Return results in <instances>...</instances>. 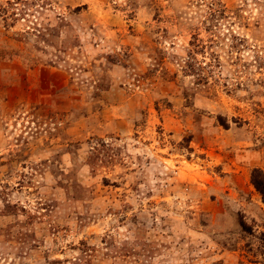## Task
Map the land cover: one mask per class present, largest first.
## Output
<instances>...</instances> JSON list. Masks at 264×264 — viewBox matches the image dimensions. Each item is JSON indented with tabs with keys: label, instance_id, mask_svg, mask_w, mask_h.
<instances>
[{
	"label": "rangeland",
	"instance_id": "374dc122",
	"mask_svg": "<svg viewBox=\"0 0 264 264\" xmlns=\"http://www.w3.org/2000/svg\"><path fill=\"white\" fill-rule=\"evenodd\" d=\"M264 0H0V264H264Z\"/></svg>",
	"mask_w": 264,
	"mask_h": 264
},
{
	"label": "trees",
	"instance_id": "16d2710c",
	"mask_svg": "<svg viewBox=\"0 0 264 264\" xmlns=\"http://www.w3.org/2000/svg\"><path fill=\"white\" fill-rule=\"evenodd\" d=\"M251 179L254 186L262 194L264 200V170L254 168L252 170Z\"/></svg>",
	"mask_w": 264,
	"mask_h": 264
}]
</instances>
